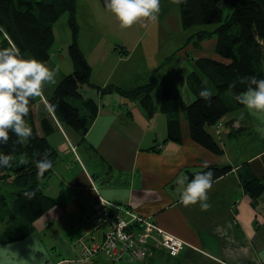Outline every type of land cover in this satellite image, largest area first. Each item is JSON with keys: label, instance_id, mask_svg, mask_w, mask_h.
I'll use <instances>...</instances> for the list:
<instances>
[{"label": "crops", "instance_id": "1", "mask_svg": "<svg viewBox=\"0 0 264 264\" xmlns=\"http://www.w3.org/2000/svg\"><path fill=\"white\" fill-rule=\"evenodd\" d=\"M160 4L155 23L142 21L121 29L116 45L114 14L98 0L78 4L84 24L81 27L80 20L77 41L90 65L92 85L84 84L82 98L71 101L79 106L83 99H91L97 108L85 145L80 143L79 132L61 122L49 103L56 84L73 70L67 16L55 21L54 40L44 64L59 71L55 83L46 85L33 104L39 129L43 119L52 126L46 137L57 157L43 190L55 199V206L34 221L29 235L0 244V264H112L102 255L78 260L73 246L77 235L90 229L84 215L98 195L151 217L186 242L175 256L160 250L146 260L127 264H264V192L253 202L241 185L246 168L264 179V116L240 105L209 126L221 147L217 154L192 140L184 113L180 114L181 140L166 139L167 118L159 108L154 86L151 113L138 97L101 92L108 85L132 89L152 75L157 84L168 76L160 83L161 89H172L184 101L177 81L185 78L188 84L197 58H219L215 36L198 43L188 41L192 32L184 28L186 31L172 40L179 16L172 12L175 4L171 0H160ZM76 17L79 20L78 13ZM21 55L35 59L29 53ZM188 92L190 99L193 93ZM211 164L230 165L213 180L207 201L211 207L202 211L199 203L183 206V186L178 179ZM187 183L188 179L184 186ZM93 234L102 238L100 231ZM24 246L27 250L19 249Z\"/></svg>", "mask_w": 264, "mask_h": 264}, {"label": "trees", "instance_id": "2", "mask_svg": "<svg viewBox=\"0 0 264 264\" xmlns=\"http://www.w3.org/2000/svg\"><path fill=\"white\" fill-rule=\"evenodd\" d=\"M100 2L105 6L104 0ZM179 6L183 28L213 26L192 32L187 40L194 39L198 43L201 39L215 36V50L219 58L199 57L195 60L196 68L188 75V85L195 96L194 100L185 103L172 89H162L160 108L167 118L166 139L181 140L180 114L184 113L192 140L218 154L221 147L208 127L217 124L223 115L241 105L235 97L248 87L247 83H241L242 78L254 76L258 80L264 79V0H186ZM225 7L230 10L226 16ZM75 8L76 0H0V26L5 33L0 39V49L14 45L21 54L29 53L36 60L46 62L54 40L53 25L64 12L68 13L71 29L68 53L73 70L56 84L49 103L61 122L79 132L80 143L85 145V136L97 108L91 99H83L79 106L71 101L82 98L81 88L84 84L92 85L90 65L77 41ZM154 84L155 76L152 75L148 82L138 87L125 89L108 85L101 88V92L117 91L125 96L138 97L146 111L151 113V90ZM205 88L212 92L208 101L199 95ZM227 92H230L229 95ZM33 104L34 99L30 100V110L25 117L32 129V137L22 145L14 144L17 138L10 132L8 143L0 144V152L14 157L11 167L0 166V185L12 186L8 197L0 191V203H9L13 211V221L0 231V244L29 235L33 231L34 221L55 206V199L43 190L44 180L51 169L38 178L36 168V162L42 160L45 153L52 164L57 157L46 137L52 126L43 119V131L39 129ZM21 158L27 163L21 164ZM229 169L230 165H206L190 172L187 179L190 182L196 174L211 171L214 180ZM241 185L253 202L264 192V179L254 175L249 168L241 173ZM32 192L35 195L31 198L25 195ZM135 262L121 261V264Z\"/></svg>", "mask_w": 264, "mask_h": 264}, {"label": "clouds", "instance_id": "3", "mask_svg": "<svg viewBox=\"0 0 264 264\" xmlns=\"http://www.w3.org/2000/svg\"><path fill=\"white\" fill-rule=\"evenodd\" d=\"M106 9L114 14L121 29L132 27L142 21L155 23L161 10L160 0H104ZM171 3H186V0H171ZM59 68L50 69L43 62L24 58L20 49L14 45L0 49V144H7L10 135L16 136L14 144H24L32 137V129L26 123L30 100L43 95L46 85L55 83ZM241 83H247V90L235 97L249 112L264 116V79L245 77ZM254 86V87H253ZM204 100H210L212 92L205 88L199 93ZM243 113H240V119ZM264 135V132L261 133ZM48 154L36 162L37 176L53 167ZM14 157L0 152V166L11 167ZM21 164L27 163L23 158ZM187 177L179 178L177 183L183 186L180 202L183 206L200 204L202 211H207L211 205L207 203L208 192L213 186V173L207 171L198 173L185 185ZM34 196L35 193H25Z\"/></svg>", "mask_w": 264, "mask_h": 264}, {"label": "built area", "instance_id": "4", "mask_svg": "<svg viewBox=\"0 0 264 264\" xmlns=\"http://www.w3.org/2000/svg\"><path fill=\"white\" fill-rule=\"evenodd\" d=\"M89 231H81L73 241L78 260L102 255L112 264L150 258L156 251L175 256L186 242L164 230L149 216L103 199L99 195L84 215ZM95 231L102 233L98 239Z\"/></svg>", "mask_w": 264, "mask_h": 264}, {"label": "rangeland", "instance_id": "5", "mask_svg": "<svg viewBox=\"0 0 264 264\" xmlns=\"http://www.w3.org/2000/svg\"><path fill=\"white\" fill-rule=\"evenodd\" d=\"M98 1H100V0H98ZM81 2V0H76V8H75V17H76V13H78V15H79V20H77L76 21V19H77V17L75 18V21H76V23H77V25L79 24V22H80V20L82 21V17H81V15H80V10H78V12H77V7H78V4ZM230 10L227 8V7H225L224 8V16H226L227 15V13L229 12ZM172 12L173 13H177L178 14V16H179V21L177 22V25H176V30L174 29V31L172 32V34H171V39L173 40V38L175 39V38H177V37H180V35H181V32L182 31H186V30H184V28H183V25H182V22H181V10H180V6H179V4H175L174 5V8H172ZM62 17H65V16H67V20H68V13L67 12H64L62 15H61ZM60 16V17H61ZM69 23V22H68ZM84 23H83V21L80 23V26L82 27V25H83ZM138 24V23H137ZM161 25H164V22H162L161 23ZM167 25L165 24V27H166ZM79 27V26H78ZM203 27H207V28H212L213 26L212 25H195V26H193V27H191V28H188V29H190L189 30V33H191V32H194V31H196V30H198V29H200V28H203ZM175 28V27H174ZM120 30H121V28H120V26H119V21L116 19V17H115V45L117 44V42H118V39L117 38H120L119 36H120ZM3 33V29H2V27L0 26V39L2 38L1 37V35H2V33ZM188 64L186 63V61H185V63H184V69L185 70H188V66H187ZM190 70V69H189ZM165 77V76H164ZM164 77H161L159 80H158V83L157 84H155L154 85V92L155 93H158V95H159V101H161V92H162V89H161V86H160V83L161 82H163L164 81ZM165 78H168V76H166ZM178 83H176L177 85H176V87L178 88V90H179V93H180V97L182 98V99H184V101L185 102H190V101H192V100H194V98H195V96L193 95V94H191L192 96H191V98L190 99H188L187 98V96H188V94L187 93H189L188 91H190L189 90V88H188V84H187V82H186V79L184 78V80L183 81H181L180 79L177 81ZM229 93L230 92H227L226 94H228L229 95ZM159 108H160V106H159ZM160 110H161V108H160ZM162 111V110H161ZM0 191L2 192V193H4L7 197L9 196V194H10V192H12V186H10V185H8V184H1L0 185ZM11 205L8 203L7 205H3V204H1L0 203V217H1V222H0V231L2 232L6 227H7V225L9 224V223H11L12 221H13V211L11 210ZM19 249L20 250H27L26 249V247L24 246V247H19ZM87 261H90V260H87Z\"/></svg>", "mask_w": 264, "mask_h": 264}, {"label": "bare ground", "instance_id": "6", "mask_svg": "<svg viewBox=\"0 0 264 264\" xmlns=\"http://www.w3.org/2000/svg\"><path fill=\"white\" fill-rule=\"evenodd\" d=\"M4 31V30H3Z\"/></svg>", "mask_w": 264, "mask_h": 264}]
</instances>
